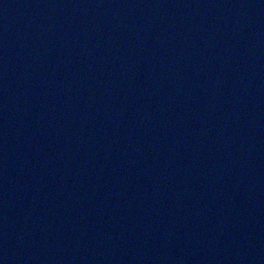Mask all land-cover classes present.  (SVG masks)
Wrapping results in <instances>:
<instances>
[{
	"label": "water",
	"instance_id": "1",
	"mask_svg": "<svg viewBox=\"0 0 264 264\" xmlns=\"http://www.w3.org/2000/svg\"><path fill=\"white\" fill-rule=\"evenodd\" d=\"M0 264H264V0H0Z\"/></svg>",
	"mask_w": 264,
	"mask_h": 264
}]
</instances>
